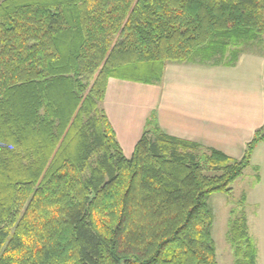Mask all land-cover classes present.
Returning <instances> with one entry per match:
<instances>
[{
  "label": "trees",
  "instance_id": "trees-1",
  "mask_svg": "<svg viewBox=\"0 0 264 264\" xmlns=\"http://www.w3.org/2000/svg\"><path fill=\"white\" fill-rule=\"evenodd\" d=\"M263 39L264 0H0V264H217L210 199L264 135L235 159L152 116L127 158L107 88ZM229 239L255 264L244 211Z\"/></svg>",
  "mask_w": 264,
  "mask_h": 264
},
{
  "label": "crops",
  "instance_id": "crops-1",
  "mask_svg": "<svg viewBox=\"0 0 264 264\" xmlns=\"http://www.w3.org/2000/svg\"><path fill=\"white\" fill-rule=\"evenodd\" d=\"M233 51L234 60L229 51L223 61L171 63L152 85L110 79L104 108L125 156L132 157L154 115L167 135L241 159L258 133L264 135V39ZM251 165L256 182L242 196L240 212L246 214L255 264H264V139Z\"/></svg>",
  "mask_w": 264,
  "mask_h": 264
},
{
  "label": "rangeland",
  "instance_id": "rangeland-1",
  "mask_svg": "<svg viewBox=\"0 0 264 264\" xmlns=\"http://www.w3.org/2000/svg\"><path fill=\"white\" fill-rule=\"evenodd\" d=\"M170 64L168 63L166 67L170 66ZM255 182L256 175H254L253 166L251 165L233 185L232 194H215L210 199L209 204L214 213L212 236L217 249V264H235L236 257L229 239L230 220L240 214L241 197L244 196V193H252ZM233 210L236 211L231 214Z\"/></svg>",
  "mask_w": 264,
  "mask_h": 264
}]
</instances>
